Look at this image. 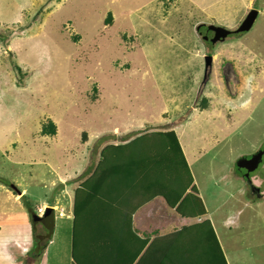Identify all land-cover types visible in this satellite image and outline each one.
Segmentation results:
<instances>
[{
    "label": "rangeland",
    "instance_id": "rangeland-1",
    "mask_svg": "<svg viewBox=\"0 0 264 264\" xmlns=\"http://www.w3.org/2000/svg\"><path fill=\"white\" fill-rule=\"evenodd\" d=\"M200 1L212 22L187 0H0V176L29 188L35 211L44 202L40 214L70 213L76 191L99 184L88 175L105 146L168 127L228 263L264 264V0ZM252 10L251 29L233 33ZM209 27L231 33L206 43ZM53 126V136L42 133ZM111 159L99 168L122 162ZM126 175L97 193L128 196L112 211L130 206L132 220L142 198L129 196ZM156 198L170 232L186 227L180 204ZM56 220L68 247L71 215Z\"/></svg>",
    "mask_w": 264,
    "mask_h": 264
},
{
    "label": "crops",
    "instance_id": "crops-1",
    "mask_svg": "<svg viewBox=\"0 0 264 264\" xmlns=\"http://www.w3.org/2000/svg\"><path fill=\"white\" fill-rule=\"evenodd\" d=\"M187 1L197 9L195 13L199 19L206 20V22L213 21L207 11L208 5L205 1L203 3L200 0ZM33 179L29 178L27 182L30 184ZM8 182V179L0 176V264H165L172 260L173 256L182 258L184 253L188 255L185 264H195L189 260V256L196 251V248L186 246L187 241H193V238L189 237L184 240V236L179 235L172 239L173 236H176L174 234L183 227L178 228L175 232L169 231L167 226L170 224L162 222L165 216V213L161 212L163 206H160L159 209L151 207L153 201L160 200L158 198L142 199L141 207L133 214L132 220L129 219L131 211L129 212L128 207L130 206H128L124 210L125 213L115 210L98 222L82 226L79 233L83 236L76 240L75 225L73 224L75 201H72V206L68 207L71 209L70 213L60 209L58 215L54 213V225L46 226L47 224L42 220V214L38 211L43 210L42 208H46L47 205L41 202L42 206H37V211H35L32 209L35 200H27L30 197L29 188L23 189L18 186V190H16ZM197 191L199 195V190L197 189ZM245 193L248 194V192ZM262 196H264V192ZM94 212L95 208L88 209L85 212V220L91 219ZM65 215H71L68 247L63 243V228L56 233V225L59 222L56 218H65ZM170 216L176 217V214L171 213ZM114 217H117L115 223L110 221H113ZM205 218L206 216L200 220H184L183 222H188L186 226L209 223L203 221ZM161 224H163L161 228L166 227L164 230H159ZM172 225H175V221L172 222ZM36 227H43L45 233L36 235ZM49 229L51 230L50 238L39 239L41 236H45ZM167 234L173 235L161 242L160 238L168 236ZM215 238L223 260L229 264L216 235ZM161 245L165 246V248L163 247L165 257L160 256Z\"/></svg>",
    "mask_w": 264,
    "mask_h": 264
},
{
    "label": "trees",
    "instance_id": "trees-1",
    "mask_svg": "<svg viewBox=\"0 0 264 264\" xmlns=\"http://www.w3.org/2000/svg\"><path fill=\"white\" fill-rule=\"evenodd\" d=\"M167 126L171 124L167 123ZM162 131L164 132L155 136L141 135L125 145L121 142L115 147L105 146L101 150L93 173L88 175L92 177L90 180L99 184L93 188L80 187L76 191L73 217L76 240L83 236L79 233L82 226L100 221L106 215L111 214L115 205L120 203L125 205L124 202L128 201V196L112 200L106 198L105 194L97 193L100 189L98 186L102 187L109 176H111L110 180H114V176L120 177L124 173H127L125 184L126 191L130 193L129 196L137 193L144 200L161 197L169 205L180 204L177 207L178 214L190 220H200L206 216V210L194 186L177 135L174 131L168 130V127ZM42 133L45 136H53L55 127L53 126V131L43 128ZM113 155H117L122 162L119 164L115 162L110 171L104 172L99 167H108L114 161L111 159ZM127 167L130 169L126 172ZM87 180L89 179L85 181ZM79 191H81L80 199L77 197ZM188 202L190 204L186 205ZM91 208H95L94 215L91 219L85 220V212ZM174 235L176 236L172 239L179 235L184 236V240L189 237L193 238V241H187L186 246L196 248V251L189 256V260L195 264H226L209 223L183 227ZM213 248L218 251L219 257L212 256L211 258L209 249Z\"/></svg>",
    "mask_w": 264,
    "mask_h": 264
},
{
    "label": "water",
    "instance_id": "water-1",
    "mask_svg": "<svg viewBox=\"0 0 264 264\" xmlns=\"http://www.w3.org/2000/svg\"><path fill=\"white\" fill-rule=\"evenodd\" d=\"M258 12L255 10L250 11L247 16L245 17V19L243 20V22L239 25V27L237 28V30H235L233 33L235 34H241V33H246L248 32L256 17H257ZM209 30L212 31L214 33V36L211 38V44H215L216 42H223L231 33L230 31H227L225 29H219V28H215V27H209ZM257 167V165L253 166L252 170H254ZM42 220L48 224V226L54 225V212L51 209H46L44 215L42 216ZM50 232L51 230H47L45 236H41V240L43 239H49L50 238Z\"/></svg>",
    "mask_w": 264,
    "mask_h": 264
},
{
    "label": "flooded vegetation",
    "instance_id": "flooded-vegetation-1",
    "mask_svg": "<svg viewBox=\"0 0 264 264\" xmlns=\"http://www.w3.org/2000/svg\"><path fill=\"white\" fill-rule=\"evenodd\" d=\"M208 26H205V29H207ZM214 36V33L212 31H210V33L208 34V36L205 38L204 40L206 43H208L209 41H211V38ZM211 43V42H210Z\"/></svg>",
    "mask_w": 264,
    "mask_h": 264
},
{
    "label": "built area",
    "instance_id": "built-area-1",
    "mask_svg": "<svg viewBox=\"0 0 264 264\" xmlns=\"http://www.w3.org/2000/svg\"><path fill=\"white\" fill-rule=\"evenodd\" d=\"M39 213H41V211L39 210Z\"/></svg>",
    "mask_w": 264,
    "mask_h": 264
},
{
    "label": "clouds",
    "instance_id": "clouds-1",
    "mask_svg": "<svg viewBox=\"0 0 264 264\" xmlns=\"http://www.w3.org/2000/svg\"><path fill=\"white\" fill-rule=\"evenodd\" d=\"M39 212V211H38ZM44 214H42V216H43Z\"/></svg>",
    "mask_w": 264,
    "mask_h": 264
}]
</instances>
